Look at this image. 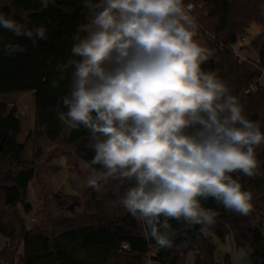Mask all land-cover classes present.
<instances>
[{
	"label": "clouds",
	"instance_id": "obj_1",
	"mask_svg": "<svg viewBox=\"0 0 264 264\" xmlns=\"http://www.w3.org/2000/svg\"><path fill=\"white\" fill-rule=\"evenodd\" d=\"M84 7L87 23L73 36L74 59L64 66L72 68L70 92L58 119L90 133V167L103 171L92 168L86 186L101 192L109 179L127 181L119 203L164 249L176 236L169 220L215 226L218 213L201 200L247 216L252 193L240 176L260 175L264 132L217 73L202 70L211 52L194 39L193 5L85 0ZM0 26L32 35L3 14Z\"/></svg>",
	"mask_w": 264,
	"mask_h": 264
},
{
	"label": "trees",
	"instance_id": "obj_2",
	"mask_svg": "<svg viewBox=\"0 0 264 264\" xmlns=\"http://www.w3.org/2000/svg\"><path fill=\"white\" fill-rule=\"evenodd\" d=\"M263 1L184 0L193 5L196 35L204 39L211 52L201 65L202 70L217 73L230 94L243 105V114L260 124L262 132L264 85L257 84V80L264 71ZM84 2L0 0V14L19 23L22 33H32L31 37L16 36L0 26V95L31 93L34 100L33 128L26 141L31 146L28 161L23 159L25 145L17 140L21 126L15 106L0 103V238L6 240L0 249L2 264H148L150 245L156 244L151 237L145 238L143 224L119 203L130 186L127 181L109 179L101 192L91 188L88 197L85 193L83 203L69 197L70 204L65 209L68 213L59 214L56 220L47 219L30 230L17 213V205L24 204L28 184L44 151L62 147L88 167L95 155L87 129H70L58 119V114L66 111L62 99L70 92L72 68L64 66L74 59L73 36L78 25L87 23ZM251 24L261 27L250 42L257 61H240L232 47L238 40L246 39ZM41 30L43 36L39 35ZM53 81L57 82L56 87L52 86ZM248 87L250 90L245 92ZM257 159L260 175L240 176L243 190L252 193L253 208L249 214L225 210L211 198L201 200L203 207L218 213L215 226L186 227L169 220L176 232L175 237H170L174 251L157 259L158 264H185L188 252L193 253L192 264H218L215 247L205 230L221 239L231 236L237 248L250 251L252 264H264V215L260 212L264 208V144L257 149ZM90 168L97 173L103 171L99 165ZM123 245H127L126 250ZM224 264H228L227 259Z\"/></svg>",
	"mask_w": 264,
	"mask_h": 264
},
{
	"label": "rangeland",
	"instance_id": "obj_3",
	"mask_svg": "<svg viewBox=\"0 0 264 264\" xmlns=\"http://www.w3.org/2000/svg\"><path fill=\"white\" fill-rule=\"evenodd\" d=\"M261 14L264 20V1L261 5ZM260 32L261 27L259 25L251 24L246 30L245 41L239 42L240 40H238L236 45L232 47V51L240 61H257V54L250 47V42ZM195 40L204 47L199 38H195ZM238 46L243 47L241 51L238 50ZM258 84L264 85V77L259 80ZM248 90H250L249 87L245 92ZM0 103L15 106L21 126L17 140L18 143L25 145L23 159L30 160L31 146L26 144V141L33 128L34 100L32 94H3L0 95ZM65 151L64 148L58 146H53L44 151L36 166V174L28 184L25 202L17 205V213L22 218L27 230L44 224L47 219L56 220L59 214L68 213L65 209L70 204L69 197L83 203L85 193V196L88 197L87 194L91 191V188L86 186L91 176V168L75 160ZM64 204H66L65 207ZM260 212L264 215V208ZM204 234L215 247L214 257L218 264H224L225 259H227L228 264H252L249 259L250 251L237 248L231 236L228 235L221 239L207 230L204 231ZM5 243L6 240L0 238V249ZM168 251V248L151 247L149 249L150 254H155L157 258H149L148 264H153V262H157V259L169 255L171 252L168 253ZM192 262L193 253L188 252L185 264H192Z\"/></svg>",
	"mask_w": 264,
	"mask_h": 264
},
{
	"label": "crops",
	"instance_id": "obj_4",
	"mask_svg": "<svg viewBox=\"0 0 264 264\" xmlns=\"http://www.w3.org/2000/svg\"><path fill=\"white\" fill-rule=\"evenodd\" d=\"M195 31H196V29H195ZM195 38H199V39L201 40L203 46H204L206 49H208V47H207V45H206V43H205V41H204V39H203L202 37H200V36H195L194 39H195ZM244 41H245V40H244ZM239 42H241V41H239ZM242 48H243L242 46H241V47L238 46V50H239V51L242 50ZM208 50H209V49H208ZM151 247L159 248V246L156 245V244H151V245H150V248H151ZM150 248H149V249H150ZM168 249H169L168 253L174 251L173 248H168ZM160 256H161V255H160ZM147 257H148V258H154V259L157 258V256H156L155 254H150V252H148ZM153 264H158V263L155 261V262H153Z\"/></svg>",
	"mask_w": 264,
	"mask_h": 264
},
{
	"label": "built area",
	"instance_id": "obj_5",
	"mask_svg": "<svg viewBox=\"0 0 264 264\" xmlns=\"http://www.w3.org/2000/svg\"><path fill=\"white\" fill-rule=\"evenodd\" d=\"M193 10H194V7H193L192 11ZM263 75H264V71L262 72V76H261L262 78L264 77ZM262 78H260V79L257 80V84L259 83V80H262ZM122 249L126 250L127 249V245H123L122 246Z\"/></svg>",
	"mask_w": 264,
	"mask_h": 264
},
{
	"label": "water",
	"instance_id": "obj_6",
	"mask_svg": "<svg viewBox=\"0 0 264 264\" xmlns=\"http://www.w3.org/2000/svg\"><path fill=\"white\" fill-rule=\"evenodd\" d=\"M261 215H262V213H261Z\"/></svg>",
	"mask_w": 264,
	"mask_h": 264
}]
</instances>
